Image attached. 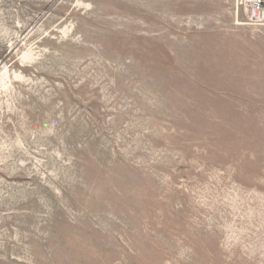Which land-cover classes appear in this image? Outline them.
I'll use <instances>...</instances> for the list:
<instances>
[{
    "label": "rangeland",
    "instance_id": "374dc122",
    "mask_svg": "<svg viewBox=\"0 0 264 264\" xmlns=\"http://www.w3.org/2000/svg\"><path fill=\"white\" fill-rule=\"evenodd\" d=\"M0 264H264V26L0 0Z\"/></svg>",
    "mask_w": 264,
    "mask_h": 264
},
{
    "label": "built area",
    "instance_id": "2783aa9c",
    "mask_svg": "<svg viewBox=\"0 0 264 264\" xmlns=\"http://www.w3.org/2000/svg\"><path fill=\"white\" fill-rule=\"evenodd\" d=\"M244 14L245 23L264 26V0H237Z\"/></svg>",
    "mask_w": 264,
    "mask_h": 264
}]
</instances>
